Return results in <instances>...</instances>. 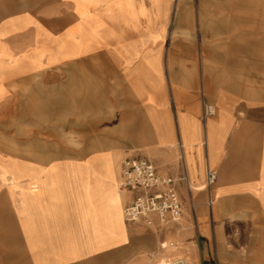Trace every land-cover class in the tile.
Returning <instances> with one entry per match:
<instances>
[{"label":"crops","instance_id":"crops-1","mask_svg":"<svg viewBox=\"0 0 264 264\" xmlns=\"http://www.w3.org/2000/svg\"><path fill=\"white\" fill-rule=\"evenodd\" d=\"M134 157L179 221H125ZM168 239L264 264V0H0V264H150Z\"/></svg>","mask_w":264,"mask_h":264},{"label":"built area","instance_id":"built-area-1","mask_svg":"<svg viewBox=\"0 0 264 264\" xmlns=\"http://www.w3.org/2000/svg\"><path fill=\"white\" fill-rule=\"evenodd\" d=\"M213 106H206L204 118L214 114ZM122 187L134 192L131 202L123 211L127 223L143 222L148 226L168 225L180 220L182 203L175 190L176 180L160 176L153 164L145 158L134 157L122 163ZM186 180V177L183 178ZM217 181V173L208 170L206 187L211 188ZM163 249H176L168 242ZM165 264H188L184 257H175Z\"/></svg>","mask_w":264,"mask_h":264},{"label":"rangeland","instance_id":"rangeland-1","mask_svg":"<svg viewBox=\"0 0 264 264\" xmlns=\"http://www.w3.org/2000/svg\"><path fill=\"white\" fill-rule=\"evenodd\" d=\"M168 242H171V241L168 239V240H166L165 244ZM165 251L167 254L159 252L156 259L153 260L150 264H165L167 261H169L175 257H184L187 260V258L180 253L175 255V253H173L174 252L173 249H166Z\"/></svg>","mask_w":264,"mask_h":264}]
</instances>
